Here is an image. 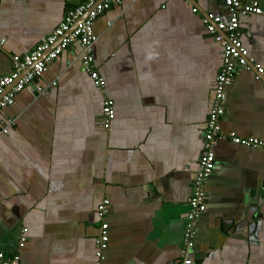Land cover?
<instances>
[{
  "label": "crops",
  "instance_id": "0c3cea01",
  "mask_svg": "<svg viewBox=\"0 0 264 264\" xmlns=\"http://www.w3.org/2000/svg\"><path fill=\"white\" fill-rule=\"evenodd\" d=\"M256 1L264 10V0ZM84 0H2L0 77ZM192 10H196L195 13ZM222 0H137L93 23L94 87L65 50L0 115V252L19 264H96V208L109 200L100 264H179L188 198L202 152L222 48L206 15ZM239 39L264 70V16L239 19ZM55 83V86L51 84ZM115 118L102 128V104ZM221 132L264 144V73L237 74ZM195 230L194 264H264V154L220 139ZM26 242L19 248L22 230Z\"/></svg>",
  "mask_w": 264,
  "mask_h": 264
},
{
  "label": "built area",
  "instance_id": "2783aa9c",
  "mask_svg": "<svg viewBox=\"0 0 264 264\" xmlns=\"http://www.w3.org/2000/svg\"><path fill=\"white\" fill-rule=\"evenodd\" d=\"M137 0H84L80 5L66 11L61 23L39 43L33 51L21 57H12V71L0 77V115L3 110L12 107L15 97L21 92H28L36 99L43 87L35 83L41 78L47 67L73 44L80 47L79 61L82 70L89 76L97 89H102L104 80L99 75L93 59V48L97 37L93 32L94 21L113 5L124 2L135 3ZM226 8V17L221 15H206L203 23L209 36L222 48V63L216 74L213 99L203 133L202 152L198 162V170L192 182V192L188 198V211L183 235V246L178 252L179 264H194L192 255L195 248L196 226L205 212L204 187L215 168L213 147L220 139H225L233 145L257 149L264 154V144L256 138L243 139L230 132L223 135L221 121L225 116L226 92L235 76L241 71H251L259 80L264 73L263 68L253 62L247 49L239 39V19L242 16H264L256 1L242 4L240 0H222ZM2 0H0V8ZM193 13L196 10H192ZM1 46V44H0ZM55 86V83L51 84ZM102 128L108 130L115 118L114 104L104 99L102 104ZM14 125L8 120L6 126L0 128V135L8 133ZM109 200L102 199L96 208L99 221L98 234L95 238L96 264H100L108 246V224L106 217ZM26 229L22 230L19 248L26 242ZM0 264H19V255L6 256L0 252Z\"/></svg>",
  "mask_w": 264,
  "mask_h": 264
}]
</instances>
